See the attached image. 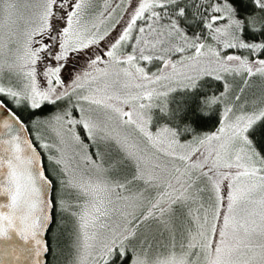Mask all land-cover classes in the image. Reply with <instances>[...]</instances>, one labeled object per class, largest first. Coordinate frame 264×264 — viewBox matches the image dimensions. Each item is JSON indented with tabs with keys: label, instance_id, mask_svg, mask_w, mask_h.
Masks as SVG:
<instances>
[{
	"label": "snow or ice",
	"instance_id": "6c2138e0",
	"mask_svg": "<svg viewBox=\"0 0 264 264\" xmlns=\"http://www.w3.org/2000/svg\"><path fill=\"white\" fill-rule=\"evenodd\" d=\"M0 264H264V0H0Z\"/></svg>",
	"mask_w": 264,
	"mask_h": 264
}]
</instances>
